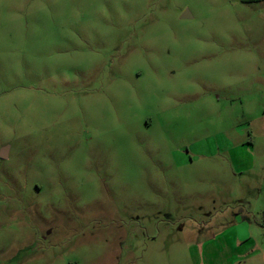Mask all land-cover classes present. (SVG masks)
Returning <instances> with one entry per match:
<instances>
[{
  "label": "rangeland",
  "instance_id": "374dc122",
  "mask_svg": "<svg viewBox=\"0 0 264 264\" xmlns=\"http://www.w3.org/2000/svg\"><path fill=\"white\" fill-rule=\"evenodd\" d=\"M0 264H264V0H0Z\"/></svg>",
  "mask_w": 264,
  "mask_h": 264
},
{
  "label": "water",
  "instance_id": "95a60500",
  "mask_svg": "<svg viewBox=\"0 0 264 264\" xmlns=\"http://www.w3.org/2000/svg\"><path fill=\"white\" fill-rule=\"evenodd\" d=\"M184 17H186V14L184 15ZM6 151H7L6 148H3V149H2L1 157H5V156H6Z\"/></svg>",
  "mask_w": 264,
  "mask_h": 264
}]
</instances>
